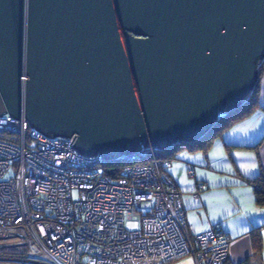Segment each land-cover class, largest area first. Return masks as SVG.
Wrapping results in <instances>:
<instances>
[{
    "label": "water",
    "instance_id": "1",
    "mask_svg": "<svg viewBox=\"0 0 264 264\" xmlns=\"http://www.w3.org/2000/svg\"><path fill=\"white\" fill-rule=\"evenodd\" d=\"M263 61L264 0H0V117L85 157L202 137Z\"/></svg>",
    "mask_w": 264,
    "mask_h": 264
},
{
    "label": "built area",
    "instance_id": "2",
    "mask_svg": "<svg viewBox=\"0 0 264 264\" xmlns=\"http://www.w3.org/2000/svg\"><path fill=\"white\" fill-rule=\"evenodd\" d=\"M74 136L47 139L25 119L0 117V228L22 230L27 250L48 259L12 251L0 262L229 263L231 238L220 225L187 233L181 192L154 160L158 147L107 160L76 152Z\"/></svg>",
    "mask_w": 264,
    "mask_h": 264
},
{
    "label": "crops",
    "instance_id": "3",
    "mask_svg": "<svg viewBox=\"0 0 264 264\" xmlns=\"http://www.w3.org/2000/svg\"><path fill=\"white\" fill-rule=\"evenodd\" d=\"M259 106L214 141L207 153L181 151L166 168L182 195L187 233L192 236L220 225L231 238L230 264H264V205L257 203L254 187L247 182L264 170L263 74ZM254 234L260 250L254 247ZM27 249L23 241L13 252Z\"/></svg>",
    "mask_w": 264,
    "mask_h": 264
},
{
    "label": "trees",
    "instance_id": "4",
    "mask_svg": "<svg viewBox=\"0 0 264 264\" xmlns=\"http://www.w3.org/2000/svg\"><path fill=\"white\" fill-rule=\"evenodd\" d=\"M262 59V58H261ZM264 73V61L258 67V77ZM259 80L250 98L240 107L225 113L215 124V126L205 133L202 137L193 140L178 139L170 144L166 149L158 152L154 160L158 161L161 168L166 169V163L171 162L176 158V155L181 151L203 152L207 153L213 142L219 139L227 130L232 128L237 123H240L250 117L257 109H259ZM224 110V109H223ZM262 142V141H260ZM256 148V147H255ZM153 161L152 157L146 162ZM124 163H117L116 169L120 170ZM119 168V169H118ZM254 187L256 193V201L259 205H264V170L255 179L247 180ZM254 247L260 250L261 243L256 234L253 235ZM230 264V263H229Z\"/></svg>",
    "mask_w": 264,
    "mask_h": 264
},
{
    "label": "rangeland",
    "instance_id": "5",
    "mask_svg": "<svg viewBox=\"0 0 264 264\" xmlns=\"http://www.w3.org/2000/svg\"><path fill=\"white\" fill-rule=\"evenodd\" d=\"M263 76H264V73H263ZM169 163H166V166H168ZM161 169H163V168H161ZM164 170L165 169H163V171ZM17 231H18V233H15L13 230H3L0 228V256H5V255H2L3 252H12L13 250H15V248L19 244H22L23 241L25 242V244L27 246H30V241H29V239H27L26 235H23L21 233L22 230L17 229ZM20 241H22V242L20 243ZM37 251L38 250L35 247L34 248L32 247L30 252L27 253V257L38 258V259H41L44 261H48V259L45 256L41 255L42 253L40 254V252H37ZM22 253H24V252L17 250L14 253H10V254L11 255H20ZM193 261L194 260L191 257H186L184 259L178 260V261H176L174 263H170V264H195Z\"/></svg>",
    "mask_w": 264,
    "mask_h": 264
},
{
    "label": "bare ground",
    "instance_id": "6",
    "mask_svg": "<svg viewBox=\"0 0 264 264\" xmlns=\"http://www.w3.org/2000/svg\"><path fill=\"white\" fill-rule=\"evenodd\" d=\"M167 167V166H166ZM163 170V169H162ZM164 172H166V169L164 170ZM167 173V172H166Z\"/></svg>",
    "mask_w": 264,
    "mask_h": 264
}]
</instances>
